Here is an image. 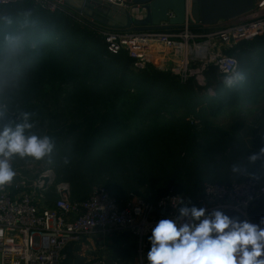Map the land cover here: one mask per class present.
<instances>
[{"label":"trees","instance_id":"obj_1","mask_svg":"<svg viewBox=\"0 0 264 264\" xmlns=\"http://www.w3.org/2000/svg\"><path fill=\"white\" fill-rule=\"evenodd\" d=\"M70 9L73 15L31 1L0 5V127L28 112L32 131L52 138L43 167L55 174L48 204L61 181L73 201L103 186L120 204L135 196L156 203L173 191L189 207H199L207 184L264 182V150L212 121L228 103L263 91L264 35L228 50L239 60L229 78L211 64L206 86L151 64L135 68L126 50H108L105 26ZM29 160L14 158L12 166ZM222 212L244 220L234 210ZM249 216L257 224L264 219V194ZM110 240L99 251L120 264L135 262V234L114 233ZM64 252L61 264L96 259L74 244Z\"/></svg>","mask_w":264,"mask_h":264},{"label":"built area","instance_id":"obj_2","mask_svg":"<svg viewBox=\"0 0 264 264\" xmlns=\"http://www.w3.org/2000/svg\"><path fill=\"white\" fill-rule=\"evenodd\" d=\"M26 1L51 12L73 15L64 0H0V5ZM107 1L120 6L131 4L129 0ZM102 32L108 50L113 54L126 50L135 68L144 69L151 64L153 49H156L172 62L158 69L172 72L181 81L194 78L207 86L205 73L211 64L217 67L219 74L229 78L238 70L239 60L228 50L244 40L264 35V0H256L250 10L213 26L192 25L187 20L170 30L137 32L105 27ZM18 119L16 116L15 120ZM54 176L52 168H42L28 182L22 178L17 183L12 181L0 186V264H61L67 245L74 244L87 252L90 250L88 241L95 238L97 243L93 248L104 250L114 233L125 231L138 237L134 263L148 264V237L158 220L186 222L178 211L183 206V197L173 191L156 203L135 196L120 204L105 187L98 186L87 199L73 201L69 183L61 181L55 184L58 197L48 204L47 192ZM263 194L264 182L258 178L231 184H207L199 207L209 212L234 210L244 220L254 223L249 209ZM92 264L120 263L103 252Z\"/></svg>","mask_w":264,"mask_h":264},{"label":"clouds","instance_id":"obj_3","mask_svg":"<svg viewBox=\"0 0 264 264\" xmlns=\"http://www.w3.org/2000/svg\"><path fill=\"white\" fill-rule=\"evenodd\" d=\"M30 116L22 112L19 123L0 127V186L16 176L14 158L40 161L53 152L52 138L33 132ZM178 211L186 222L162 218L151 229L148 264H264V219L257 224L187 205Z\"/></svg>","mask_w":264,"mask_h":264},{"label":"water","instance_id":"obj_4","mask_svg":"<svg viewBox=\"0 0 264 264\" xmlns=\"http://www.w3.org/2000/svg\"><path fill=\"white\" fill-rule=\"evenodd\" d=\"M129 1L128 6H120L107 0H64L67 6L107 29L137 32L170 30L187 20L192 25L213 26L250 10L256 0Z\"/></svg>","mask_w":264,"mask_h":264},{"label":"rangeland","instance_id":"obj_5","mask_svg":"<svg viewBox=\"0 0 264 264\" xmlns=\"http://www.w3.org/2000/svg\"><path fill=\"white\" fill-rule=\"evenodd\" d=\"M212 90V87L208 89V91ZM212 121L227 132L237 135L248 146L260 147L264 150V88L257 97L241 96L238 100L228 103L220 114L212 118ZM44 165V159L40 161L30 159L23 164L16 163L12 166L16 171L13 182L17 183L22 178L27 182L30 181ZM96 243L95 238L90 239L88 241L90 250L86 253L95 252L96 257L102 254L99 249L93 248ZM131 264L135 263L131 262Z\"/></svg>","mask_w":264,"mask_h":264},{"label":"crops","instance_id":"obj_6","mask_svg":"<svg viewBox=\"0 0 264 264\" xmlns=\"http://www.w3.org/2000/svg\"><path fill=\"white\" fill-rule=\"evenodd\" d=\"M154 51V56H153V61L151 62V64L155 67H168L171 65V60L169 56H163L162 53H160L158 50L153 49ZM159 52V53H157ZM163 56V57H161ZM86 253V252H84Z\"/></svg>","mask_w":264,"mask_h":264}]
</instances>
